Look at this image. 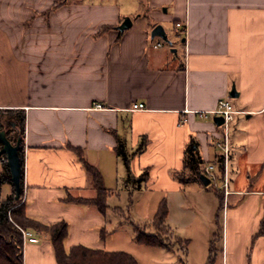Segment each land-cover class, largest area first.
Instances as JSON below:
<instances>
[{
    "label": "crops",
    "instance_id": "0c3cea01",
    "mask_svg": "<svg viewBox=\"0 0 264 264\" xmlns=\"http://www.w3.org/2000/svg\"><path fill=\"white\" fill-rule=\"evenodd\" d=\"M126 17L132 25L121 31ZM157 24L178 44L168 50L152 37ZM224 98L238 110L226 170L225 131L213 113ZM136 102L146 108L131 109ZM0 109L25 118L27 212L46 224L66 220L67 250L125 251L124 224L109 229L110 205L101 212L76 200L97 191L72 146L100 169L107 201L143 186L175 196L196 186L204 201L169 208L166 246L139 244L153 255L148 264H222L224 254L227 264H264V0H0ZM191 144L205 171L215 165L212 188L176 176ZM152 221L133 225L155 233ZM28 230L39 241L24 242V264H57L50 237Z\"/></svg>",
    "mask_w": 264,
    "mask_h": 264
},
{
    "label": "trees",
    "instance_id": "16d2710c",
    "mask_svg": "<svg viewBox=\"0 0 264 264\" xmlns=\"http://www.w3.org/2000/svg\"><path fill=\"white\" fill-rule=\"evenodd\" d=\"M62 2V1H61ZM4 114H13L17 116L20 123L16 122L19 126L13 127L15 130L16 142L20 139V155L22 163H24V115L20 111L10 109H0ZM0 129H4V125L0 120ZM7 135L12 140V135L6 130ZM80 159L83 161L87 172L91 177V182L97 191V196L92 199L77 198L76 200H88L95 204L101 212H105L109 206L107 198L109 189L105 186L103 175L100 169L89 163L83 155L81 149L74 148ZM1 148V146H0ZM117 154L125 158L127 165H129V157L123 142L119 141L117 146ZM3 154L0 153V157ZM203 159L197 149V146L191 144L185 151L184 156V169L177 171L176 176L179 180L186 184L192 181H202L200 175L205 173L203 167ZM144 175L140 176L137 180L141 183ZM11 180L10 170L7 161L4 164V172L0 176V182ZM209 184L208 186H210ZM23 196V180L22 190L19 199H16V191L13 188L6 198L0 201V264H24L23 258V229H32L40 234H47L52 242L57 264H139L134 256L126 251L106 250L100 248H91L79 244L72 246L69 250L66 249L65 239L68 235L69 225L66 220H61L53 224L43 223L33 217L27 212L25 201L22 202ZM72 199V198H71ZM74 200V199H72ZM168 215V207L166 201H162L153 217L152 225L155 227L156 232H148L140 225H135L136 241L146 245H164L166 242L162 239V234H168L169 229L165 223ZM164 232V233H163ZM213 253V244L211 247V254Z\"/></svg>",
    "mask_w": 264,
    "mask_h": 264
},
{
    "label": "rangeland",
    "instance_id": "374dc122",
    "mask_svg": "<svg viewBox=\"0 0 264 264\" xmlns=\"http://www.w3.org/2000/svg\"><path fill=\"white\" fill-rule=\"evenodd\" d=\"M120 1L124 2L125 0ZM170 36L171 41L174 42V44H178V40L174 36V33H172ZM164 46H166V48L169 50L172 44L164 42ZM11 119L13 118L10 115L0 112V120L4 125V129L8 132H11L12 141L14 142L17 134L12 132ZM13 121L15 124L16 122L20 123L18 118L14 119ZM16 126L18 127L19 125L17 124ZM1 145L2 144L0 142V146ZM4 158L7 159L5 154L0 157V166L5 164L6 160H4ZM122 183L123 182H121V184ZM2 184L3 182H0V185ZM214 184L215 181H212L209 187L212 188ZM8 185L11 186L12 183L8 182L5 185H2V190L0 191V200L3 199L6 187ZM194 187L196 186H187V188H185L186 193L179 194L178 196H175L174 194H169L167 191L156 192L151 189L144 190L145 186H143V190H134L131 197L129 196V193L126 190L120 192V195L115 194L114 196L110 197L108 199V204L111 207L109 217L112 220V224L109 225V229L112 230V228L119 226L120 222L124 224L123 227L120 228V236L124 237V242L118 246H122L125 251L135 252L137 255L141 256L140 258L143 260L144 264H148L149 260L147 258L153 255L148 253V257H146L145 253L141 252V249L143 248H140V243L136 241V235L134 233L133 224L135 223L144 225L145 223L151 221L156 212L157 206L163 200L166 201L168 210L170 207H172V213H174L175 210L177 211L178 208L196 206V204H194V201L198 202V200H200L202 202L204 200H202V198H199V193H197L198 190ZM181 196H183V198H180ZM184 197L186 202L184 201L185 203H182ZM22 202H24L23 199ZM115 207H118L120 209L118 211H114ZM220 224H223V211L221 212ZM167 236V234H162L161 236L166 243L169 242V236L168 238ZM144 258L148 260V263L146 260H144Z\"/></svg>",
    "mask_w": 264,
    "mask_h": 264
},
{
    "label": "water",
    "instance_id": "95a60500",
    "mask_svg": "<svg viewBox=\"0 0 264 264\" xmlns=\"http://www.w3.org/2000/svg\"><path fill=\"white\" fill-rule=\"evenodd\" d=\"M132 25V20L130 17H126L124 21L119 25L121 31L129 28ZM152 37L159 36L164 41L171 43L169 36L162 24H157L153 27L151 31ZM231 95H236L235 88L232 89ZM215 122L220 125L224 122V117L222 115H216L214 117ZM0 142L2 144L0 148V153L5 154L7 158V164L11 174V181L16 191V199L21 196L22 190V180H23V163L20 155V139L13 142L7 135L5 129H0ZM204 185H209L211 179L205 174L200 175Z\"/></svg>",
    "mask_w": 264,
    "mask_h": 264
},
{
    "label": "built area",
    "instance_id": "2783aa9c",
    "mask_svg": "<svg viewBox=\"0 0 264 264\" xmlns=\"http://www.w3.org/2000/svg\"><path fill=\"white\" fill-rule=\"evenodd\" d=\"M176 25L178 27H183L184 31H186V27L185 24H183L182 22H177ZM156 46L160 47L163 46V42L159 41L156 43ZM97 106H101L100 104H98ZM145 104L143 102H136L134 103L133 107L131 109H145ZM238 112V110H236L231 102L230 98H224L221 99L219 102V106L217 109H215L213 111V113L217 114V115H222L224 117V122H223V127H224V131H225V170L227 169V156H228V147H227V137H228V131H229V127H230V122L234 117V114ZM4 160H7L4 158ZM226 172L225 171V177H226ZM205 174L211 179V180H215L217 178V174L215 172V165L211 164L207 167ZM227 179V177H226ZM225 192L228 193V188H227V182H225ZM23 240L25 241H30V242H38L39 238L31 231L28 229H23ZM222 264H227L226 261V254H224V260Z\"/></svg>",
    "mask_w": 264,
    "mask_h": 264
}]
</instances>
